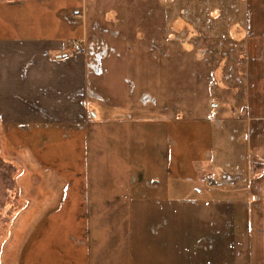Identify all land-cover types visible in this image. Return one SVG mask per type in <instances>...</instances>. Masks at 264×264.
I'll return each mask as SVG.
<instances>
[{
    "label": "crops",
    "instance_id": "crops-1",
    "mask_svg": "<svg viewBox=\"0 0 264 264\" xmlns=\"http://www.w3.org/2000/svg\"><path fill=\"white\" fill-rule=\"evenodd\" d=\"M34 4L0 0V149L38 156L27 125L51 124L42 141L74 162L41 157L28 167L44 178L16 181L0 264H264V0H253L250 20L249 115L228 125L246 131V145L216 154L226 126L210 118L166 109L148 130L116 126L133 96L99 88L85 51L70 49L89 36L86 23L47 13L35 24V12L55 7Z\"/></svg>",
    "mask_w": 264,
    "mask_h": 264
},
{
    "label": "rangeland",
    "instance_id": "rangeland-1",
    "mask_svg": "<svg viewBox=\"0 0 264 264\" xmlns=\"http://www.w3.org/2000/svg\"><path fill=\"white\" fill-rule=\"evenodd\" d=\"M34 2L35 6L42 3L45 8L55 7L49 12H35V24L43 19L40 14L46 16L47 13L49 18L86 23L89 36L82 42L69 44L70 49L85 51L88 66L94 72L89 78H96L99 88L109 84L115 94L122 90L133 96L120 106L124 107L123 118L120 117L124 123L116 126L124 124L132 134L140 120L145 123L140 126L148 130L147 125H152L149 121L163 118L168 109L176 119L210 118L219 130L226 126L225 135L216 136L212 148L215 154L221 146L222 150L230 147L243 150L246 131L232 129L231 134L228 125L232 120L248 117L253 98L250 91L251 84L253 86V23H250L253 0ZM70 49H66L67 55L73 53ZM138 92L144 99L140 105L134 101ZM98 95L99 102L105 105L104 95ZM50 125H27L29 133L37 135L34 144L37 152L41 153L42 142L45 143L43 148L49 149V140L42 141V133ZM199 131L207 130L202 126ZM2 134L4 136L3 130ZM61 148L44 149L42 156L40 153L28 155L24 148H20L18 154L0 149V228L8 226L16 208L13 206L17 200L16 181L24 183L28 178H44L40 168L34 172L29 170L30 163L40 164L44 157L45 162L53 164H73L74 155L61 152ZM20 200L21 207L25 206V198Z\"/></svg>",
    "mask_w": 264,
    "mask_h": 264
},
{
    "label": "built area",
    "instance_id": "built-area-1",
    "mask_svg": "<svg viewBox=\"0 0 264 264\" xmlns=\"http://www.w3.org/2000/svg\"><path fill=\"white\" fill-rule=\"evenodd\" d=\"M203 181H205L206 183H208L210 185L215 184V181L212 180V179H206V178H204Z\"/></svg>",
    "mask_w": 264,
    "mask_h": 264
}]
</instances>
